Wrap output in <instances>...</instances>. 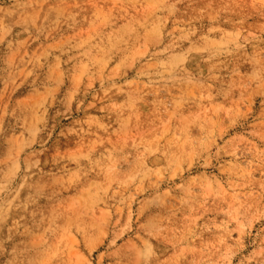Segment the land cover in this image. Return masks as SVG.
Here are the masks:
<instances>
[{
  "label": "rangeland",
  "instance_id": "374dc122",
  "mask_svg": "<svg viewBox=\"0 0 264 264\" xmlns=\"http://www.w3.org/2000/svg\"><path fill=\"white\" fill-rule=\"evenodd\" d=\"M0 264H264V0H0Z\"/></svg>",
  "mask_w": 264,
  "mask_h": 264
}]
</instances>
